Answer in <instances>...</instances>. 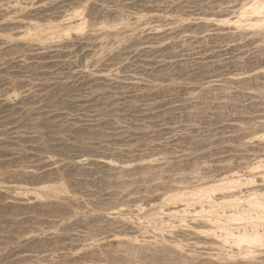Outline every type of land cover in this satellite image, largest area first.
Returning <instances> with one entry per match:
<instances>
[{"label": "rangeland", "instance_id": "obj_1", "mask_svg": "<svg viewBox=\"0 0 264 264\" xmlns=\"http://www.w3.org/2000/svg\"><path fill=\"white\" fill-rule=\"evenodd\" d=\"M0 264H264V0H0Z\"/></svg>", "mask_w": 264, "mask_h": 264}]
</instances>
